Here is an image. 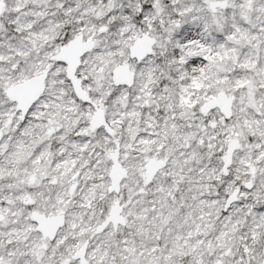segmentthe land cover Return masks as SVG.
Instances as JSON below:
<instances>
[{
	"label": "snow or ice",
	"instance_id": "obj_1",
	"mask_svg": "<svg viewBox=\"0 0 264 264\" xmlns=\"http://www.w3.org/2000/svg\"><path fill=\"white\" fill-rule=\"evenodd\" d=\"M0 264H264V0H0Z\"/></svg>",
	"mask_w": 264,
	"mask_h": 264
}]
</instances>
